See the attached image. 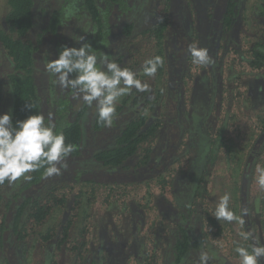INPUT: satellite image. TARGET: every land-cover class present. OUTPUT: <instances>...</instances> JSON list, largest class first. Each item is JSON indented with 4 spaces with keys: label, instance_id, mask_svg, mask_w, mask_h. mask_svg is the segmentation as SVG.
<instances>
[{
    "label": "trees",
    "instance_id": "trees-1",
    "mask_svg": "<svg viewBox=\"0 0 264 264\" xmlns=\"http://www.w3.org/2000/svg\"><path fill=\"white\" fill-rule=\"evenodd\" d=\"M170 2L172 5L176 1ZM214 3L215 5H209L204 10V15L208 19L214 16L217 18L215 21L221 33H230L238 22L244 20L246 9L243 0H215ZM136 5L135 0H7V12L0 24V114L11 110L15 124L17 120L41 113L47 121L48 113L51 112L57 130H62L66 137V143L75 144L78 148L66 159L67 168L62 169L60 175L45 178L42 176L44 169L41 168L28 173L32 176L31 181L22 182L9 198L0 194V264H29L23 255L30 250L27 247L39 244L41 250L50 249L53 243L56 248L52 253L47 250L40 263L56 264L54 251L70 241L68 238L76 215H70L59 228H45V223L53 211L69 209L74 213L83 194L79 191L70 202L69 192L75 188H87L86 193H90L89 189L105 190L108 192L102 203L105 205L113 198L116 201L130 199L132 188L138 185L160 184L162 193L170 188L167 177L181 169L184 171L185 167H177L176 161L172 162L182 143L179 146L171 140L177 134L175 132L174 135L175 129H179L183 123L180 118L185 117L178 112L177 107L180 98L184 105L187 102L186 97H181L179 85L191 75L193 69L187 47L182 45L187 34L181 32V27L172 34V37L176 35L177 41L171 54L173 60L165 61L154 77V80L158 77L165 81L163 88L167 93L166 116L162 113L152 115L155 106L160 105L162 94L159 90H154V96L148 92L133 90L117 104L112 127H103L97 121L94 107L89 108L83 101L72 99L69 90L62 89L54 82L55 77L46 71L47 62L58 58L62 46H81L76 42L79 36H85L83 43H89L93 49L114 57L122 67L132 70L133 57L127 60L126 65L124 55H119V47L133 35ZM251 15V21L258 25L257 34L251 45L242 51L245 55L242 54L241 58L250 70L258 71L264 67V0L253 7ZM169 26V18L164 17L144 29L141 35L152 37L155 42H164ZM157 55L163 57L161 52H156L148 59ZM142 78L149 79L146 76ZM26 104L32 106V111L25 108ZM258 131L264 135V118ZM158 132L162 137L165 132L166 136L169 135V144L164 149L166 157L163 156L162 161L157 160L159 150H155V143L159 140ZM212 136H216V132ZM254 140L256 141V137ZM261 153H264V144ZM258 155L252 153L249 160ZM182 162L185 166L186 161ZM246 164L250 170L251 162ZM201 170L203 171L202 168ZM248 173L249 171L245 176ZM203 182L204 175L199 173L188 204L178 203L174 197L171 200L164 199L172 209V216H176L174 222L171 221L174 227L163 230L160 237L172 241L169 247L171 264H196L201 251L199 249L206 250L199 235L206 230H209L210 235L211 230H214L213 237L223 234L225 226L211 217L203 203L201 214L195 218L198 211L197 200L203 201ZM246 182L243 177L239 192L247 187ZM6 186L7 182L0 185V191ZM243 193L245 191L241 192ZM151 196L154 200L151 206L135 203L137 207L134 208L139 211L143 209V213L150 208L152 212H156L158 202L164 196L160 197L159 193ZM242 206L244 207V203ZM143 221L144 229L148 231L151 224L144 219ZM244 228L249 230L247 222ZM148 233L150 236L143 246L137 248L136 257H131L130 260L133 264L139 263L137 256L143 250L139 257L142 258V264H166L168 254L156 248L153 233ZM59 234L61 236L55 242L47 244ZM68 244L70 245L66 248L69 256H72L70 264H107L108 253L111 264H126L129 261L128 258L117 259L110 250L105 249H101L102 252L98 255L84 254L82 248L86 243L80 247H76L74 242ZM20 247L25 250L21 255L24 262L18 253ZM159 251H163L164 256L161 257ZM191 252L198 254L195 260L193 257L189 258Z\"/></svg>",
    "mask_w": 264,
    "mask_h": 264
},
{
    "label": "rangeland",
    "instance_id": "rangeland-1",
    "mask_svg": "<svg viewBox=\"0 0 264 264\" xmlns=\"http://www.w3.org/2000/svg\"><path fill=\"white\" fill-rule=\"evenodd\" d=\"M175 1L177 3L171 5L172 1L170 2V0H135L137 4L133 16L135 29L133 35L121 43L119 55H124L123 59L126 65L128 64L127 60H131L133 57L134 67L132 70L138 73V78L149 84L151 91L148 93L150 95L154 96L155 89L161 92L160 105L155 106L152 115L162 113L166 116L168 113L167 93L163 88L165 81L158 77L156 80L142 78L144 76L142 72L144 61L154 53L161 52L164 60L171 62L173 60L171 54L176 48L177 42L176 35L172 37V34L179 27L183 34H187V39H184L182 44L186 45L187 49L193 43H198L200 47L209 49L215 63L207 68L192 64L191 75L189 74L188 79L186 78L179 85L181 97H186L187 102L184 105L180 98L177 105L178 112L185 117L180 118L183 123L179 129H175L174 135L175 132L177 134L171 139L179 146L182 143L180 150L175 152L172 162L176 161L177 167L181 166L185 169L167 177L170 188H166V192L164 190L161 193L160 184L138 185L132 188L130 199L122 198L116 201L113 198L105 205L102 204L108 193L105 190L96 189V191L94 188L95 191L89 189L90 193H86L87 188L77 187L74 191L69 192L70 202L76 193L83 192L80 205L74 213H71L69 209L53 211L45 223V228H59L65 224L70 215H76L68 238L70 241L66 244L70 245L68 243L74 242L76 247H80L86 243L82 248L84 254L98 255L102 252L101 249L110 250L113 257L121 260L128 258V263L133 264L130 260L131 257H136L137 248L143 246L147 237L150 236L148 231H151L156 248H160L165 254H168L165 255L166 264H171L169 247L172 241L160 237L163 230L166 231L174 227L171 221L174 222L176 216H172V209L165 200H171L174 197L176 202L188 204L191 199V189L199 173L204 175L203 189L205 187V192L203 201L202 199L197 200L198 211H196L195 218L201 214L202 203L211 217H215V202L220 196L230 193L232 210L239 214L244 203V207L249 209V217L246 218L248 229L255 228L261 242L264 243V230H260V226L264 225V191H261L252 179L254 158L250 157L249 160V155L252 153L258 155L261 150L263 151L264 135L259 134L258 129L264 118V67L258 71H252L241 58L244 54L242 51L251 45L253 37L255 38L257 34L258 25H255L250 17H252L253 7L260 0H243L246 9L244 20L238 22L235 28L227 34L219 31L215 16L208 19L204 15V10L209 5H215V0ZM6 12L7 0H0V24ZM164 17H168L170 23L164 42H155L152 37L141 35L144 29L151 27L157 20ZM110 59H114V57H110ZM123 97L120 98V101ZM164 97L165 100H163ZM164 124L166 126L165 122ZM213 132H216V136H212ZM161 137V133L158 132L159 140L156 141V146L154 145L155 150H159L157 158L159 161L163 160V156L166 157L164 149L169 144V135L166 136V132ZM183 160L186 161L185 166H183ZM246 162H251L250 170ZM248 171L249 173L245 176ZM243 177L247 180V187L242 190L245 193L241 194L242 191L239 192V189L242 187ZM22 182H24L23 179L11 185L8 184L0 191V194L9 198L17 191ZM158 193L160 197H164L159 200L158 206H155L156 212H152L150 208V210H144L146 211L144 214L143 209L139 211L134 208L137 207L135 203L151 206L154 201L151 195H158ZM127 207H129L128 210ZM143 219L151 224L148 231L144 229ZM218 222L225 226L222 235L213 237L214 230H211V235L208 233L209 230L199 235L204 243L202 246H206L205 251H209L210 254L216 253L210 264H240L234 252L236 246L234 241L244 245H247L248 242L239 237L237 225L225 221ZM193 226H195V220H193ZM60 236L61 234L47 244L55 242ZM53 244L50 245V249L43 250L39 248V244L32 248L27 247L30 250L26 254L25 250L23 251V248L20 247L18 250L20 259L23 261L21 255L24 252L23 255L29 264H39L47 250L52 253L56 248ZM67 245L54 251L56 264L71 263L72 256H69ZM163 251L158 252L161 257L164 256ZM142 253L137 256L139 261L137 264H142V258H139ZM197 255V253L191 252L189 258L193 257L195 260ZM107 257V264H111L109 253ZM260 262V264H264V258H261Z\"/></svg>",
    "mask_w": 264,
    "mask_h": 264
},
{
    "label": "clouds",
    "instance_id": "clouds-1",
    "mask_svg": "<svg viewBox=\"0 0 264 264\" xmlns=\"http://www.w3.org/2000/svg\"><path fill=\"white\" fill-rule=\"evenodd\" d=\"M85 36L76 41L81 46H62L58 58L49 60L46 71L55 77L62 89L70 92L72 99L83 101L89 108H95L97 121L103 127L110 128L114 123L117 104L120 98L137 92H150L148 83L138 78V73L118 64L115 59L102 51L93 49L89 43H83ZM187 54L192 64L207 68L215 63L209 49L198 43L188 46ZM164 58L157 55L144 61L143 75L154 78L164 66ZM25 108L32 111V106ZM78 146L66 143L62 130H57L53 114L48 113L47 121L41 114H32L13 124L12 111L0 114V185L13 184L21 179L31 181L28 173L44 169L42 176L52 177L61 174L67 168L66 159L77 151ZM252 179L264 191V153L252 161ZM231 194L225 193L215 202L214 216L217 221H225L238 226V235L250 244L234 241L240 264H260L264 258V243L257 230H246L245 217L249 209L241 207L239 214L230 207ZM264 230V225L260 226ZM216 253L201 250L196 264H210Z\"/></svg>",
    "mask_w": 264,
    "mask_h": 264
}]
</instances>
